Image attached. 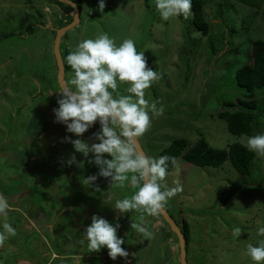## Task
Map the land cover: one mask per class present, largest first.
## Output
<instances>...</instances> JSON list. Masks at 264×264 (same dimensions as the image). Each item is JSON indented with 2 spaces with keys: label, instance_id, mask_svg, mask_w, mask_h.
Here are the masks:
<instances>
[{
  "label": "rangeland",
  "instance_id": "obj_1",
  "mask_svg": "<svg viewBox=\"0 0 264 264\" xmlns=\"http://www.w3.org/2000/svg\"><path fill=\"white\" fill-rule=\"evenodd\" d=\"M155 2L106 0L101 15L86 13V7L95 9L97 0H76L80 22L60 43L66 83L74 75L66 57L81 40L107 33L119 46L132 39L137 51L144 52L146 67L159 74L145 89V99L164 109L162 115L151 117L150 127L137 138L145 155L158 158L176 138L186 139L187 147L200 138L214 148L226 149L236 142L247 146L248 137L264 133V88L254 94L251 134L230 133L215 112L226 108L225 102L235 109L238 99H246L235 71L251 63V41H264V0L209 1L203 7L210 24L205 36L191 23L192 11L187 20L181 16L163 21ZM68 15H73L71 10L48 0H0V34H20L0 40V194L10 205L7 222L16 229V235L0 246V264H179L177 242L160 214H143L151 233L143 236L131 228V223L140 222V213L120 214L113 208L137 189L103 177L95 182L98 190L84 182L79 188L78 182L98 174L99 167L64 163L74 150L62 138L75 136L54 122L52 109L58 107L60 90L53 42L54 29L64 26ZM128 86L118 81L117 93L129 95ZM99 131L97 120L81 139L99 143L94 136ZM76 157L85 159L79 153ZM177 183L182 191L164 206L174 219L181 215L189 224L188 264H255L247 245L264 240L259 235L264 227V155L255 153L248 176L239 175L228 161L220 168L197 167L178 157L165 177L167 187ZM43 190L50 198L44 203L37 196ZM55 202L59 204L52 210L46 208ZM94 214L119 223L117 235L125 239L127 257L112 260L106 248L89 251L87 242L81 243ZM235 227L241 228L237 238Z\"/></svg>",
  "mask_w": 264,
  "mask_h": 264
},
{
  "label": "clouds",
  "instance_id": "obj_2",
  "mask_svg": "<svg viewBox=\"0 0 264 264\" xmlns=\"http://www.w3.org/2000/svg\"><path fill=\"white\" fill-rule=\"evenodd\" d=\"M105 7L106 0H97L95 9L86 7V13L96 11L103 15ZM155 7L163 21L181 16L187 20L191 15L192 0H156ZM66 61L74 75L57 92L58 107L52 109L54 122L63 124L66 133L75 136V139L68 135L62 138L74 150L64 163L81 169L85 163L98 166V174L84 179L87 186L96 190L98 177L110 178L111 183L120 187L128 182L137 189L130 198L116 201L113 208L120 214L140 213V222L131 223V228L143 236H150L143 223V214L158 215L165 202L182 191L179 183L170 188L165 184L168 162L171 159L175 163L174 158L141 155L135 150L134 141L148 130L151 117L160 116L164 111L163 107L158 108L156 103L150 104L145 99V89L159 79V74L146 67L144 52L137 51L134 40L125 39L117 46L107 33H100L94 39L81 40L75 50L69 52ZM118 81L129 84L126 89L129 95L117 93ZM114 93L118 98L114 97ZM97 120L100 131L94 136L99 143L90 145L81 137ZM247 147L258 155H264V133L248 137ZM76 153L85 159L78 161ZM104 154L112 158L106 159ZM9 209L7 198L0 194V217L4 221L0 223V246L16 235V229L7 222ZM119 227L118 222L112 223L94 214L91 223L84 227V240L81 243L86 241L89 251L106 248L112 260L118 256L127 257L128 252L122 247L125 239L117 235ZM233 232L237 238L241 228L235 227ZM259 235L264 236V227L259 229ZM247 255L255 264H264V240L256 246L248 244Z\"/></svg>",
  "mask_w": 264,
  "mask_h": 264
},
{
  "label": "trees",
  "instance_id": "obj_3",
  "mask_svg": "<svg viewBox=\"0 0 264 264\" xmlns=\"http://www.w3.org/2000/svg\"><path fill=\"white\" fill-rule=\"evenodd\" d=\"M48 1L58 5L67 12L70 10L72 11V9L68 5H65L57 0ZM73 1L76 2V0ZM209 1L211 0H192L191 23L193 24L194 28H196L200 32L201 36L207 35L210 30V24L205 20L203 12V7ZM78 8L80 9L79 6ZM222 13V9L217 10V16H221ZM63 24L64 23H62L60 20L59 25L62 26ZM13 35L19 36L20 34L17 35L16 32H10L8 34L2 33L0 34V40L12 37ZM64 47L65 52L68 53V48L66 46ZM250 55L252 58L251 63H245L240 68H238L235 71L234 77L236 84L245 91L244 95L246 99H238L237 103L239 104V107L235 109L233 108L234 104L232 102H225L224 105H226L227 107L215 112V116L225 122L226 129L230 133L237 136L243 134H251L253 131V121L256 118L255 109L257 107L256 101L253 99L254 94L256 90L264 88V41L260 39L252 40L250 43ZM34 128H36L35 125ZM187 146L188 142L186 139H173L168 146L163 147L160 150L158 157L167 155L170 158H174L175 162L178 157H182V159L188 164L197 167L209 166L213 168H220L222 167L224 162L228 161L232 168L242 176H248L250 174L251 166L255 159V152L249 150L247 146L238 142L228 145L226 149H221L210 146L204 138H200L196 142H194L192 146ZM173 165L174 163L170 159L168 162L167 170H170ZM83 182L84 178L81 179L80 182H78L77 185L79 186V188L81 187ZM47 194V191L43 190L42 193L37 196L43 198L42 202L44 203L45 200L47 201L48 199H50L47 197ZM58 204L59 202L47 204L48 206L46 208L52 210ZM167 212L169 213V211ZM173 220L175 221L184 237L185 248L187 252L190 241L189 224L187 220L181 215H178V220L174 218ZM167 228L169 227L167 226ZM173 237L175 241H177L174 235Z\"/></svg>",
  "mask_w": 264,
  "mask_h": 264
},
{
  "label": "water",
  "instance_id": "obj_4",
  "mask_svg": "<svg viewBox=\"0 0 264 264\" xmlns=\"http://www.w3.org/2000/svg\"><path fill=\"white\" fill-rule=\"evenodd\" d=\"M65 5H68L72 11L73 15L72 17H68L66 24L60 28L54 29L55 32V37H54V42H53V54H54V59L56 63V82L58 85L59 90H61L65 85H66V80H65V65L62 60L61 56V50H60V43L61 39L64 36V34L70 30H72L75 26L78 25L80 22V10L76 3L72 0H57ZM135 144V150L136 152H139L141 155H145L139 142L138 139L134 141ZM160 216L164 220V222L167 224V226L170 228L171 232L177 239V245L179 249V264H187L186 260V248H185V241L184 237L176 225L175 221L173 218L170 216V214L166 211V209L163 207L160 211Z\"/></svg>",
  "mask_w": 264,
  "mask_h": 264
}]
</instances>
